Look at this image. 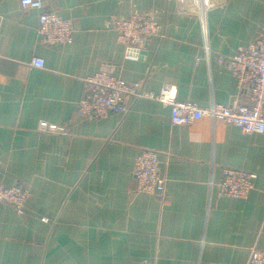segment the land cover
<instances>
[{"label":"crops","instance_id":"crops-1","mask_svg":"<svg viewBox=\"0 0 264 264\" xmlns=\"http://www.w3.org/2000/svg\"><path fill=\"white\" fill-rule=\"evenodd\" d=\"M42 2L0 0V180L29 190L23 212L0 202V264H246L264 249V133L173 124L143 96L98 119L77 113L100 70L200 107L246 102L219 58L264 32V0ZM41 11L72 21L71 42L40 41ZM132 13L160 28L128 55L113 22ZM143 149L158 152L163 194L134 193ZM223 168L256 175L245 198L218 192Z\"/></svg>","mask_w":264,"mask_h":264},{"label":"built area","instance_id":"built-area-1","mask_svg":"<svg viewBox=\"0 0 264 264\" xmlns=\"http://www.w3.org/2000/svg\"><path fill=\"white\" fill-rule=\"evenodd\" d=\"M20 3L24 9L43 8L42 0H20ZM113 28L118 41L125 45L127 54L130 55L141 42L157 34L160 27L149 15L132 13L114 19ZM73 32L74 25L70 19H63L51 11L40 12L37 34L43 44H67L71 42ZM219 61L233 75L238 90H247L246 102H240L236 97L227 105L211 103L200 107L190 101L176 100L169 88L164 87L158 93L145 92L137 81H126L106 70H100L84 78L83 95L77 102V113L82 117L98 119L109 112H124L126 101L130 97L143 96L168 105L173 124L189 125L202 117H208L237 126L245 133H264V32L248 46L239 47L232 56L220 57ZM32 63L39 67L43 65L40 59H33ZM255 176L248 171L223 168L217 182L218 192L225 196L245 198L253 188ZM133 177L134 193L165 192L166 177L161 171L156 150L143 149L137 155ZM28 197L29 190L24 185L8 186L0 180V202L8 203L17 211L23 212ZM246 264H264V249L251 247Z\"/></svg>","mask_w":264,"mask_h":264}]
</instances>
